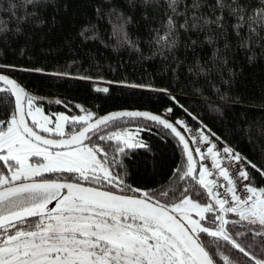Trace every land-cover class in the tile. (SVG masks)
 Here are the masks:
<instances>
[{
    "label": "trees",
    "instance_id": "1",
    "mask_svg": "<svg viewBox=\"0 0 264 264\" xmlns=\"http://www.w3.org/2000/svg\"><path fill=\"white\" fill-rule=\"evenodd\" d=\"M0 74L14 79L25 99L47 114L148 111L187 136L179 123L186 116L233 145L243 156L249 183L264 192V0H0ZM13 118L15 101L4 86L0 129ZM79 127L69 123L67 132ZM125 128L136 132L134 143L105 138ZM90 141L100 142L104 150H97V157L110 173L90 185L149 197L176 215L171 206L185 198L209 203L204 222L214 233L192 232L214 262L264 264V220L221 213L210 186L200 181L196 151L190 173L186 151L167 126L124 116L93 129L84 142ZM15 165L0 156V180ZM74 174L55 171L35 179L83 183L65 177ZM57 189L44 205L47 212L0 231L11 225L32 230L39 219L69 213L70 200L117 211ZM127 211L118 219L100 218L148 237L152 228L162 229L187 253L163 221Z\"/></svg>",
    "mask_w": 264,
    "mask_h": 264
},
{
    "label": "rangeland",
    "instance_id": "2",
    "mask_svg": "<svg viewBox=\"0 0 264 264\" xmlns=\"http://www.w3.org/2000/svg\"><path fill=\"white\" fill-rule=\"evenodd\" d=\"M3 87L0 83V88ZM24 107L26 117L35 124L36 129L54 138H62L68 133L71 135L95 118L93 114L88 113L47 114L34 105L29 97L25 99ZM69 123L80 127L67 132ZM135 135V131L125 128L107 132L105 138H119L127 144H132ZM97 150H104L97 141H82L61 148L44 145L26 135L17 119L13 118L6 127L0 129V156L4 160H13L16 165L10 168L8 176L1 178L0 187L33 180L55 171H74L77 174L65 177L97 184L100 179L107 180L110 177L109 170L97 157ZM199 178L203 184L210 186V194L217 201L222 213V203L216 197L212 184L203 171L200 172ZM57 193L58 189L54 186L29 187L6 193L0 196V217L31 207L44 206L57 196ZM251 196V204H237L228 211L237 212L247 219L264 220V192L253 189ZM66 205L69 213L39 219L32 230L15 228L13 225L1 230L0 264H197L162 229L152 228L150 233L153 237H148L100 218L103 216L118 219L120 211L123 214L129 212L127 210L137 209L118 207L115 211L74 200L68 201ZM171 208L191 231L198 233L208 230L214 233L204 222L206 213L210 211L209 203L185 198ZM125 209L127 210L124 211ZM42 222L43 226L40 225Z\"/></svg>",
    "mask_w": 264,
    "mask_h": 264
},
{
    "label": "water",
    "instance_id": "3",
    "mask_svg": "<svg viewBox=\"0 0 264 264\" xmlns=\"http://www.w3.org/2000/svg\"><path fill=\"white\" fill-rule=\"evenodd\" d=\"M0 83L10 90L14 98L15 115L20 128L26 135L37 142L52 148H61L85 141L88 134L93 129L102 125L106 121L124 116L147 117L161 122L171 129L173 133L180 139L189 160L188 170L190 173L195 172V157L189 139L180 127L163 116L141 110H116L95 117L81 128L73 132L71 135L63 136L62 138H54L41 133L29 124L24 107V101L26 98L24 89L14 79L4 74H0ZM37 186L59 187L62 188L66 194L76 195L78 198L88 202L113 207H130L145 212L160 219L166 225H168L179 238L187 253L198 264H216L206 248L178 215H176L168 207L161 205L146 196L123 194L83 183L41 179L21 181L8 186L0 187V196L9 192L17 191L19 189ZM47 210L48 209L46 206L31 207L10 215L1 216L0 227L10 225L19 219H25L37 214L45 213Z\"/></svg>",
    "mask_w": 264,
    "mask_h": 264
},
{
    "label": "built area",
    "instance_id": "4",
    "mask_svg": "<svg viewBox=\"0 0 264 264\" xmlns=\"http://www.w3.org/2000/svg\"><path fill=\"white\" fill-rule=\"evenodd\" d=\"M179 121L197 153L201 172L206 175L222 203V212L237 204H251L255 187L252 188L249 183L248 172L239 151L203 126H195L186 116H181Z\"/></svg>",
    "mask_w": 264,
    "mask_h": 264
},
{
    "label": "flooded vegetation",
    "instance_id": "5",
    "mask_svg": "<svg viewBox=\"0 0 264 264\" xmlns=\"http://www.w3.org/2000/svg\"><path fill=\"white\" fill-rule=\"evenodd\" d=\"M75 183H80V182H75ZM83 184H85V183H83ZM90 185V184H89Z\"/></svg>",
    "mask_w": 264,
    "mask_h": 264
}]
</instances>
